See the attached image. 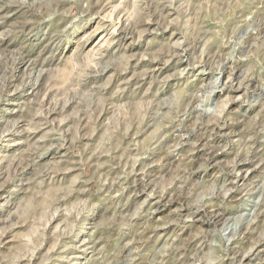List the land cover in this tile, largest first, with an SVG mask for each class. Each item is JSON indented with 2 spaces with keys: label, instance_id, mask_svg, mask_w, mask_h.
Masks as SVG:
<instances>
[{
  "label": "rangeland",
  "instance_id": "obj_1",
  "mask_svg": "<svg viewBox=\"0 0 264 264\" xmlns=\"http://www.w3.org/2000/svg\"><path fill=\"white\" fill-rule=\"evenodd\" d=\"M0 264H264V0H0Z\"/></svg>",
  "mask_w": 264,
  "mask_h": 264
}]
</instances>
